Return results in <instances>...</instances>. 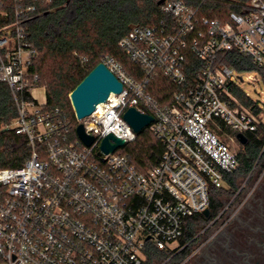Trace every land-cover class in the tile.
<instances>
[{
    "label": "built area",
    "instance_id": "obj_1",
    "mask_svg": "<svg viewBox=\"0 0 264 264\" xmlns=\"http://www.w3.org/2000/svg\"><path fill=\"white\" fill-rule=\"evenodd\" d=\"M218 1L236 6L225 20L203 14L201 5L164 0L161 21L130 26L119 44L141 75L104 57L123 90L82 119L74 111L95 137L91 145L76 128L73 134L67 109L34 99L39 76L30 66L37 53L24 19L0 27V82L11 88L18 108L12 127L31 147L24 164L0 169V264H146L149 241L169 251L184 247L172 244L183 235L186 218L209 208L210 187L225 185L239 167L242 150L230 141L240 142L237 133L264 123V110L255 112L235 95L242 79L236 70L217 62L218 53L236 50L264 67V0ZM32 10L20 8L17 16ZM191 53L203 60L193 80L186 73ZM159 74L178 86L171 102L150 92ZM132 106L154 117L147 127L162 151L150 167L123 150L138 135L124 118ZM221 124L230 141L216 132ZM109 133L125 144L104 152L101 142Z\"/></svg>",
    "mask_w": 264,
    "mask_h": 264
},
{
    "label": "trees",
    "instance_id": "obj_2",
    "mask_svg": "<svg viewBox=\"0 0 264 264\" xmlns=\"http://www.w3.org/2000/svg\"><path fill=\"white\" fill-rule=\"evenodd\" d=\"M160 0H0V27L24 19L27 40L36 50L30 71L39 76V85L46 90L47 108L67 109L72 120V132L78 124L70 102V93L87 73L106 56L121 61L128 72L139 77L140 67L120 46L121 38L132 24L158 23L167 16L162 11ZM201 5V12L212 18L226 19V13L236 9L233 3L218 0H183ZM33 6L34 10L17 16V10ZM217 62L233 67L237 71H256L264 79V67L258 66L249 55L236 50L222 51ZM188 79H194L203 60L191 53L187 60ZM152 95L162 103L171 102V94L178 86L162 74L154 76L149 87ZM233 91L239 100L255 112L260 111L255 102L239 84ZM25 94L30 96L26 88ZM18 116V108L11 88L0 82V169L18 167L31 155L26 134L17 133L12 127ZM221 124L216 132H224ZM248 141L239 154L238 169L226 176L221 187H210V215L203 212L186 218L184 233L179 242L181 250H167L148 242L146 264H181L193 251L200 230L217 217L226 199L236 195L240 181L247 177L259 160L264 147V123L256 131L247 133ZM124 151L142 166L157 163L162 145L148 127L138 133L136 139L127 143Z\"/></svg>",
    "mask_w": 264,
    "mask_h": 264
},
{
    "label": "flooded vegetation",
    "instance_id": "obj_3",
    "mask_svg": "<svg viewBox=\"0 0 264 264\" xmlns=\"http://www.w3.org/2000/svg\"><path fill=\"white\" fill-rule=\"evenodd\" d=\"M235 144L244 150L247 142ZM192 247L181 264H264V147L252 172L240 181L231 204Z\"/></svg>",
    "mask_w": 264,
    "mask_h": 264
},
{
    "label": "water",
    "instance_id": "obj_4",
    "mask_svg": "<svg viewBox=\"0 0 264 264\" xmlns=\"http://www.w3.org/2000/svg\"><path fill=\"white\" fill-rule=\"evenodd\" d=\"M164 0H160L162 4ZM123 90V83L117 75L108 67L104 61L96 64L85 77L77 84L70 93V101L78 119L90 115L101 102L108 99L110 94L120 93ZM125 120L130 124L136 133H140L154 119L148 112H141L136 107H129L124 113ZM76 132L87 145H91L94 136L85 131L83 123H78ZM239 141L243 144L247 142V137L243 133H237ZM125 140L109 133L101 142V149L104 152L114 151L117 147L123 146ZM206 216L210 215V209L203 212Z\"/></svg>",
    "mask_w": 264,
    "mask_h": 264
},
{
    "label": "rangeland",
    "instance_id": "obj_5",
    "mask_svg": "<svg viewBox=\"0 0 264 264\" xmlns=\"http://www.w3.org/2000/svg\"><path fill=\"white\" fill-rule=\"evenodd\" d=\"M235 72L240 78H242V79H239L238 84L255 102L259 104L260 109L263 111L264 110V79L256 71H237L236 70ZM250 76L255 77L257 80L250 79ZM31 92H32L34 99L39 104L46 103L47 96H46L45 87L43 85H36L34 88H32ZM220 136L221 138L230 141V139L227 136L223 134H221ZM230 143L233 147L238 148L234 142L230 141ZM231 202H232V197L226 199L223 209L224 208L226 209L231 204ZM206 226H208V224L205 225V227ZM178 243L180 244V242H175L172 244V246H177ZM160 264H165V263L163 262Z\"/></svg>",
    "mask_w": 264,
    "mask_h": 264
}]
</instances>
